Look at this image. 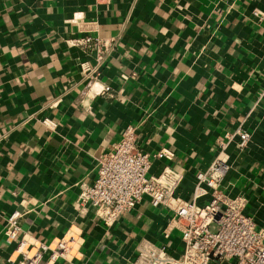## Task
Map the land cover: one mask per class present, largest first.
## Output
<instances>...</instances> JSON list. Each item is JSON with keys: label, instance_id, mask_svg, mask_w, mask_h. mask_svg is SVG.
I'll return each mask as SVG.
<instances>
[{"label": "crops", "instance_id": "obj_1", "mask_svg": "<svg viewBox=\"0 0 264 264\" xmlns=\"http://www.w3.org/2000/svg\"><path fill=\"white\" fill-rule=\"evenodd\" d=\"M87 34L115 39L89 74L94 50L70 42ZM126 125L136 149L174 152L150 172L180 174L179 202L224 134L250 131L220 185L264 228V0H0V264H134L145 240L180 252L170 204L143 196L107 225L78 199ZM14 210L30 254L64 238L65 256L22 261L4 234Z\"/></svg>", "mask_w": 264, "mask_h": 264}, {"label": "built area", "instance_id": "obj_2", "mask_svg": "<svg viewBox=\"0 0 264 264\" xmlns=\"http://www.w3.org/2000/svg\"><path fill=\"white\" fill-rule=\"evenodd\" d=\"M70 42L94 50L95 67L85 60L79 62L88 74L105 61L115 45L114 37L90 34L71 38ZM43 121L54 124L47 117ZM134 130L131 125L124 127L113 150L100 158L94 180L83 183L78 195L80 203L90 205L107 225H111L121 212L131 209L143 196H147L152 205L166 203L173 207L171 227L180 232V252L174 255L163 245L145 240L138 244L134 264H264V228L257 227L253 218L244 212V195H226L220 185L229 167L224 151L235 137L236 146L244 147L251 132L239 128L226 132L208 167L196 173L192 198L179 202L173 192L180 174L168 165L158 173L150 172L153 158L171 159L174 152L167 147L153 153L136 149ZM202 197L205 200L198 204L197 200ZM18 217V210L8 215L4 234L8 243H15L22 261L37 262L48 248L52 250L51 257L65 256L69 244L64 238L59 239L54 247L40 242L30 254L26 250L29 243L20 235Z\"/></svg>", "mask_w": 264, "mask_h": 264}]
</instances>
